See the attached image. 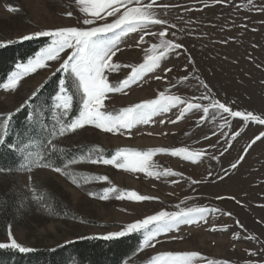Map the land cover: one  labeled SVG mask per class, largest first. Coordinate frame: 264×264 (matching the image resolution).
I'll use <instances>...</instances> for the list:
<instances>
[{"label":"rangeland","instance_id":"374dc122","mask_svg":"<svg viewBox=\"0 0 264 264\" xmlns=\"http://www.w3.org/2000/svg\"><path fill=\"white\" fill-rule=\"evenodd\" d=\"M158 3L174 5L167 10L156 11L168 21L163 26L168 28L166 39L181 43L183 48L178 50V55H170L159 69L148 73L130 88L108 93L102 110L118 114L120 109L155 99L160 92L166 91L184 100L207 94L233 110L264 114V24L261 23L264 13L248 5L247 0H226L220 4H215L213 0H158ZM261 3L262 0H254L257 7ZM205 4L209 7L204 8ZM9 5L19 10L10 12L7 10ZM68 12H72V16L66 15ZM82 15L76 0H0V42L22 43L26 41L21 37L36 31L78 26ZM161 30V26L150 29L157 33ZM139 35L132 33L122 38L119 44L121 50L112 58L114 63L138 65L144 60L145 50L152 43L159 42L158 37L146 36L145 43L135 47ZM43 38L48 37L32 40ZM50 43L49 38L45 47ZM189 57L193 64L188 63ZM48 63L49 67L24 77L15 90L0 89V116L12 112L13 121L23 110L32 112V121H27L30 131L26 132V142L29 143L21 144L25 153L45 154L46 159L61 168L71 159L82 157L90 149L97 148L104 158H111L122 148L146 152L187 147L205 155L199 162L192 163L182 157L156 152L152 157L155 170L171 168L182 173L178 177L160 179L118 169L113 165L90 162L70 165L66 171L73 174L71 179L50 168L0 174V242H8L10 226L12 236L18 243L34 249L30 253L54 251L83 239H102L128 223L161 210L172 212L185 207H205L219 211H210L206 214V220L180 225L179 229L162 235L155 247L138 251L126 264H146L150 257L169 251H196L207 260L219 261L220 264L225 260L229 264H246L247 261L264 264V248L261 246L264 243V138L244 153L250 141L264 131V126L229 118L231 126L221 128L223 120L213 121L211 110L205 120H201L204 115L202 111H194L173 124L168 121L176 118L178 110L172 109L162 116L153 117V122L149 124L136 125L130 134L106 133L89 125L75 133L58 136L54 140L57 152L48 155L45 142L50 138L49 133L58 113L53 108L54 99L44 106L38 97L59 67L56 61ZM165 68L172 71L165 73ZM130 71V68H121L118 72L107 73L109 83L117 84ZM58 73L61 79L65 78V73ZM186 75L189 79L181 83ZM156 76L163 78L157 80ZM195 77L207 83L209 90L200 87ZM67 80L71 85L72 78L68 77ZM37 89L39 91L34 101L16 112ZM75 99L81 107L78 94ZM200 102L203 105L209 103L208 100ZM161 119L165 123H159ZM236 132L239 135L233 139ZM205 136L209 138L205 139ZM241 155H244L243 161L232 169L230 165ZM96 176H107L109 179L96 181L93 179ZM220 176H224V179H219ZM83 178L91 182L84 183ZM73 179L78 183H73ZM193 180L198 183L193 184ZM108 187L135 191L157 199L143 202L118 200L114 194L108 200L99 199ZM89 193H95V196ZM57 203L65 204L71 211L63 213L56 210ZM229 212L230 216L225 214ZM225 226L227 231L219 230ZM213 227L218 230L212 231ZM234 233L239 234V240L234 239ZM0 250L11 255L30 254ZM249 250L258 252V255L250 256Z\"/></svg>","mask_w":264,"mask_h":264},{"label":"snow or ice","instance_id":"6c2138e0","mask_svg":"<svg viewBox=\"0 0 264 264\" xmlns=\"http://www.w3.org/2000/svg\"><path fill=\"white\" fill-rule=\"evenodd\" d=\"M213 2L220 4L226 2V0H213ZM247 3L255 8L256 11L264 13V0H262L259 7L254 4V0H247ZM76 4L79 12L83 14L77 22L78 26L36 31L20 38L27 41L40 37H48L51 43L47 47L41 48L33 58L27 60V63L17 64L16 70L7 77L6 82L0 83V89L13 91L24 77L37 72V70L49 67L48 62L56 61L59 63V67L52 74L55 75L58 72H63L65 73V78L59 80L58 91L53 98V108L57 111L58 115L49 133L50 138H47L45 142V150L48 155L57 152L54 140L58 136L63 137L67 134L75 133L77 130L89 125L106 133L124 134L127 132L130 134V130L136 125L149 124L153 122V117L162 116L172 109L178 110L176 118L168 121L173 124L194 111H202L204 115L201 117V120H205L209 117L211 110V119L213 121L217 119L223 120V124L220 125L221 128L231 126L229 118H239L245 123L250 122L264 126V114L258 115L252 111L233 110L231 106L212 99L207 94L193 97L192 100H184L179 95L162 91L157 98L144 100L135 105L120 109L118 114L103 111L102 109L105 107L104 101L108 98V93L123 92L133 84L141 81L148 73H153L159 69L162 62L170 55L174 53L179 54L178 50L182 49L183 45L174 40L166 39L168 28L163 26L167 25L168 21L161 18L156 11L157 9L167 10L174 7V5L170 3H158V0H76ZM208 7V4L204 5V8ZM7 10L16 12L19 9L9 5L7 6ZM66 15L72 16V12H68ZM261 23L264 24V21H261ZM153 26H161L163 30L158 33L150 31ZM171 27L174 28L175 25H171ZM253 31H256V29H253ZM132 33L140 34L139 39L135 41V47H140L144 44L146 36L158 37L159 42L152 43L145 50L144 60L138 65L114 63L112 58L121 50L119 44L122 38ZM11 43L13 41L7 42V44ZM7 44L0 42V48L6 47ZM132 46L129 45V47ZM188 63L193 64L194 61L189 57ZM121 68H130L131 71L117 84H110L107 73L118 72ZM163 71L169 73L172 69L165 68ZM68 77L72 78L71 85L67 80ZM162 78L161 76L155 77L157 80ZM188 79L189 77L186 75L180 82L183 83ZM195 79L199 82L200 87L209 90L207 83L199 80V77H195ZM38 91L39 89L34 91L29 99L15 111L19 112L31 104L38 95ZM76 94L80 97L81 107L78 115L70 118ZM204 100H208L209 103L203 105L200 101ZM232 103H235V101ZM13 116L14 113L12 112L6 116H0V147L6 146L9 150L15 151L17 156L21 158L22 162L18 165L17 170L31 172L34 168H50L57 173L68 175L71 179L73 174L66 171L70 165L90 162L92 164L113 165L118 169L134 173H145L149 177L160 179L161 177H178L182 173L173 171L171 168L155 170L156 165L152 163V157L156 152L167 153L173 157H182L183 160L192 163L199 162L205 155L204 152L193 151L187 147L160 148L146 152L122 148L118 149L111 158H104L103 155L99 154L100 150L97 148L90 149L82 157L71 159L68 161V164L64 165V168H61L53 165L50 160L46 159L45 154L25 153L24 149L18 145L7 143L8 129ZM28 119L31 122L32 115ZM159 123L163 124L165 121L161 119ZM238 135L239 132H236L232 138L235 139ZM208 138V136H205V139ZM262 138H264V131L260 132L250 141L247 148L244 149V153L246 154L248 149ZM212 158L216 159L215 156ZM243 159L244 155H241L230 167L232 169L237 168ZM10 171L11 169H0V174ZM209 175L211 176V173ZM225 175H227V170H225ZM93 179L96 181H108L109 178L107 176H96ZM219 179H224V176H220ZM72 182L78 183L76 179H73ZM83 182L89 183L91 181L83 178ZM173 182L176 183L177 181ZM192 183L196 184L198 181L193 180ZM111 194H114V198L118 200L128 199L143 202L157 199L156 197L140 195L135 191L118 190L116 187L105 188L99 199L108 200ZM89 195L95 196V193H89ZM218 199H223V197H218ZM177 207L179 208V205ZM210 211L219 210L205 207H185L172 212L161 210L155 214L147 215L142 219L128 223L121 230L110 232L101 238L108 241L134 233H141L143 239L139 246V251H143L144 249L155 247L159 243V237L179 229L180 225H190L200 220H206V214ZM225 214L231 215L230 212ZM236 223L239 224V221H236ZM240 227H243V225H240ZM217 230L215 227L212 228V231ZM219 230L227 231V227L225 226ZM7 235L8 242H0V249L16 250L20 253L34 251L30 247L21 245L13 238L10 226ZM233 236L236 240L240 239L237 233H234ZM249 239H256V237H250ZM261 246L264 248V243ZM248 254L256 256L258 252L249 250ZM146 264H220V262L207 260L196 251H169L150 257ZM223 264H229V262L225 260ZM246 264H256V262L247 261Z\"/></svg>","mask_w":264,"mask_h":264},{"label":"trees","instance_id":"16d2710c","mask_svg":"<svg viewBox=\"0 0 264 264\" xmlns=\"http://www.w3.org/2000/svg\"><path fill=\"white\" fill-rule=\"evenodd\" d=\"M49 43V38L40 40L15 43L0 48V83L6 81L10 73L19 63H25ZM62 78L57 73L42 88L38 100L44 106L50 102L58 91V82ZM79 103L74 98L71 112L72 118L79 113ZM29 109L23 110L15 116L10 126V136L7 138L8 144H15L21 148V144H26L30 131L28 117L31 115ZM28 126V127H27ZM22 162L15 151L9 150L6 146L0 148V169H11L16 171ZM55 209L66 213L70 208L65 204H55ZM142 235L134 233L126 237L114 240L103 239H83L73 244L52 250H40L30 254H13L0 250V264H126L139 251L142 242Z\"/></svg>","mask_w":264,"mask_h":264}]
</instances>
